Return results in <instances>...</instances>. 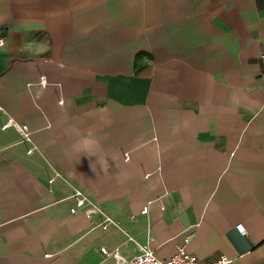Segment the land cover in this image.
<instances>
[{"label":"crops","instance_id":"crops-1","mask_svg":"<svg viewBox=\"0 0 264 264\" xmlns=\"http://www.w3.org/2000/svg\"><path fill=\"white\" fill-rule=\"evenodd\" d=\"M0 34V264H264V0H0Z\"/></svg>","mask_w":264,"mask_h":264},{"label":"built area","instance_id":"built-area-1","mask_svg":"<svg viewBox=\"0 0 264 264\" xmlns=\"http://www.w3.org/2000/svg\"><path fill=\"white\" fill-rule=\"evenodd\" d=\"M5 38L0 34V47L5 44ZM1 109V106H0ZM23 140L30 141V131L28 126L24 125L21 127ZM72 196L76 199V204L71 208V212H83L87 217H91L92 214L99 209L85 196L84 192L75 188ZM148 206H145L142 210V214L148 213ZM106 221L109 218L105 219ZM238 229L240 232L245 233L244 228L239 224ZM139 248V253L131 258H124L120 256L118 251H109L106 247H101V251L106 256H112L118 260L119 264H234V259L225 255L218 254L217 256L209 259H202L198 256L188 252L185 246H179L177 253L172 257L163 259L160 258L155 251L148 244H140L135 241Z\"/></svg>","mask_w":264,"mask_h":264},{"label":"rangeland","instance_id":"rangeland-1","mask_svg":"<svg viewBox=\"0 0 264 264\" xmlns=\"http://www.w3.org/2000/svg\"><path fill=\"white\" fill-rule=\"evenodd\" d=\"M261 66H262V73L264 74V53L261 57Z\"/></svg>","mask_w":264,"mask_h":264}]
</instances>
